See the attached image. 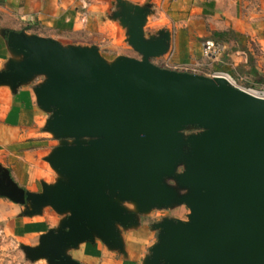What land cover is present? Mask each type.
<instances>
[{
	"label": "water",
	"instance_id": "water-1",
	"mask_svg": "<svg viewBox=\"0 0 264 264\" xmlns=\"http://www.w3.org/2000/svg\"><path fill=\"white\" fill-rule=\"evenodd\" d=\"M126 18L141 59L108 64L96 48L9 35L25 59L1 72L0 84L17 88L45 75L38 103L61 140L47 160L62 179L42 193L16 195L31 215L46 206L69 213L60 230L26 248L28 257L80 264L65 250L96 237L123 249L119 228L138 225V216L121 203L134 202L142 214L176 204L191 210L189 221L157 226L144 264H264V99L224 77L157 66L168 34L145 40L144 13ZM187 127L203 132L186 140ZM168 178L189 194L180 196Z\"/></svg>",
	"mask_w": 264,
	"mask_h": 264
},
{
	"label": "crops",
	"instance_id": "crops-1",
	"mask_svg": "<svg viewBox=\"0 0 264 264\" xmlns=\"http://www.w3.org/2000/svg\"><path fill=\"white\" fill-rule=\"evenodd\" d=\"M141 12L145 40L168 34V50L156 58L164 68L221 73L251 89L264 84V0H0V73L25 59L10 46L12 33L64 48H96L108 64L121 57L141 59L129 42L126 18ZM208 41L223 44L225 51L206 58ZM35 78L17 88L0 84V264H8L9 247L14 263L51 264L30 259L26 248L39 247L41 237L60 230L69 216L50 206L31 215V206L16 195L42 193L62 179L47 160L61 140L47 130L51 114L39 106L36 89L42 84H34ZM119 231L123 249L96 237L67 248L65 255L80 264H144L155 245L153 233L140 220Z\"/></svg>",
	"mask_w": 264,
	"mask_h": 264
},
{
	"label": "rangeland",
	"instance_id": "rangeland-1",
	"mask_svg": "<svg viewBox=\"0 0 264 264\" xmlns=\"http://www.w3.org/2000/svg\"><path fill=\"white\" fill-rule=\"evenodd\" d=\"M153 62L157 66L164 68L163 64L159 61V59H153ZM223 76L224 75H221L220 77H223ZM209 77H213V76H209ZM46 79L47 77L45 75H37L36 78L34 79V84H44ZM227 80L231 82L230 79H227ZM237 84L241 87H244L240 83H237ZM202 132H203V129L199 127H187L184 129L183 135L185 139L187 140L191 136L199 135ZM69 143L73 144L74 142L72 140H69ZM186 150L188 151L187 148ZM185 170H186V165L184 162H182L177 168V175L183 174ZM166 183L172 188L176 189L180 196L189 194V189L180 187L175 178L166 179ZM121 204L124 206V208L128 210V212L136 214L138 216V219L140 220V223L144 224L150 230V232L153 233V241L155 244L158 243V235H159L160 230L157 228V226L159 224L163 223L166 220L189 221V215L191 214V210L186 205L176 204L174 206L167 207V208H154L142 214L138 212L137 205L134 202H122ZM13 253H14L13 249L9 247V249L7 250L8 264H17L16 262L14 263V261H12V259L14 258L12 257L14 255Z\"/></svg>",
	"mask_w": 264,
	"mask_h": 264
},
{
	"label": "built area",
	"instance_id": "built-area-1",
	"mask_svg": "<svg viewBox=\"0 0 264 264\" xmlns=\"http://www.w3.org/2000/svg\"><path fill=\"white\" fill-rule=\"evenodd\" d=\"M224 51H225V46L223 44H220L214 41H208L205 43L204 55L208 59H212V58L215 59L216 57L220 56ZM220 74H216L215 76H218ZM221 75L228 77L234 86L241 88L243 90H246V91H250V90L255 91L259 98L264 99V84L256 89L244 88V87L239 86L230 76L225 75V74H221Z\"/></svg>",
	"mask_w": 264,
	"mask_h": 264
},
{
	"label": "bare ground",
	"instance_id": "bare-ground-1",
	"mask_svg": "<svg viewBox=\"0 0 264 264\" xmlns=\"http://www.w3.org/2000/svg\"><path fill=\"white\" fill-rule=\"evenodd\" d=\"M219 76V75H218ZM221 76V75H220ZM224 77V76H223ZM224 78H226V79H229L228 77H224ZM247 92H249L250 94H252V95H254V96H257V93L255 92V91H247ZM258 97V96H257Z\"/></svg>",
	"mask_w": 264,
	"mask_h": 264
},
{
	"label": "trees",
	"instance_id": "trees-1",
	"mask_svg": "<svg viewBox=\"0 0 264 264\" xmlns=\"http://www.w3.org/2000/svg\"><path fill=\"white\" fill-rule=\"evenodd\" d=\"M226 34H223V33H218V34H216V36H218V37H224Z\"/></svg>",
	"mask_w": 264,
	"mask_h": 264
}]
</instances>
